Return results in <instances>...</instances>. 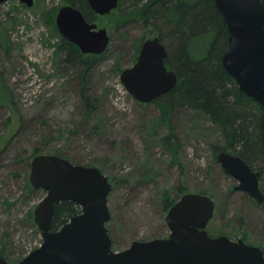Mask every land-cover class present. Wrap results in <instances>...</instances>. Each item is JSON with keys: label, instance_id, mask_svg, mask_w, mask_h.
I'll list each match as a JSON object with an SVG mask.
<instances>
[{"label": "rangeland", "instance_id": "1", "mask_svg": "<svg viewBox=\"0 0 264 264\" xmlns=\"http://www.w3.org/2000/svg\"><path fill=\"white\" fill-rule=\"evenodd\" d=\"M67 5L69 0H34L30 8L19 0L0 4V28L8 29L10 41L8 52L0 46L6 98L0 107V251L4 246L6 261L17 263L41 244L38 228L27 218L45 193L24 191L34 148L42 154L62 150L70 163L96 167L109 178L106 227L113 250L168 236L165 192L175 203L188 193L209 196L215 202L206 229L211 237L240 239L264 250V200L257 203L245 192L234 191L237 182L217 162V155L227 152L214 150L224 145L218 128L201 113H176L173 156L148 127L159 108L137 102L120 82L121 72L137 60L136 44L159 37L156 27L136 18L127 28L112 31L107 52L87 71L88 89L100 104L85 123L77 73L61 63L59 51L63 38L55 18ZM110 19L111 14L101 22ZM158 134H166V128ZM259 188L264 197V177Z\"/></svg>", "mask_w": 264, "mask_h": 264}, {"label": "water", "instance_id": "2", "mask_svg": "<svg viewBox=\"0 0 264 264\" xmlns=\"http://www.w3.org/2000/svg\"><path fill=\"white\" fill-rule=\"evenodd\" d=\"M7 1L0 0V4ZM19 1L29 8L34 3ZM86 1L99 17L118 7V0ZM214 4L228 31L222 67L241 93L264 108V1L214 0ZM55 24L62 38L83 55H101L109 46L107 30L88 22L74 6L61 7ZM166 58L167 49L158 37L142 43L136 62L120 74V82L134 100L150 104L176 86L178 76L166 66ZM261 129L264 147V111ZM217 162L237 182L235 191L263 202L259 171L227 152H220ZM28 181L34 190L45 193L33 210L41 244L14 264H264L260 247L208 234L215 202L207 195L188 193L176 201L165 217L169 231L166 238L133 241L125 249L113 250L106 227L111 184L98 168L41 154L31 159ZM61 202L76 204L80 213L52 231L55 206ZM0 264L10 263L0 257Z\"/></svg>", "mask_w": 264, "mask_h": 264}, {"label": "trees", "instance_id": "3", "mask_svg": "<svg viewBox=\"0 0 264 264\" xmlns=\"http://www.w3.org/2000/svg\"><path fill=\"white\" fill-rule=\"evenodd\" d=\"M69 2L82 12L88 22L97 26L108 16L95 15L86 0ZM111 16L113 19L108 23L101 22L102 28L106 27L109 37L112 31L127 28L136 21V18L144 25L156 27L161 43H167L165 64L178 76L176 86L152 102L159 108L160 114L149 122L151 136L157 135L159 143L175 156L177 137L174 134L172 117L181 110L201 113L218 128L223 137V147L215 146V152H219V149L226 150L240 157L251 169L259 171L263 178L264 147L261 142V118L264 108L241 93L235 81L222 67L221 58L228 45V31L214 0H118V7ZM7 32L8 29L0 28V46L8 52L10 41ZM140 48L141 41L136 44V57ZM59 51L62 54L61 63L65 67H72L77 73L78 91L85 116L83 118L88 124V120L97 113L100 102L88 89L87 71L107 50L97 56L83 55L75 45L62 39ZM3 91L0 74V107L6 103ZM162 128H166V134L159 135L158 131ZM8 141L7 138L4 144ZM5 146H2L1 151ZM47 151L50 155L69 158L62 150ZM42 152L41 149L34 148L29 159L41 155ZM27 167L30 168L28 162ZM24 191L27 195H33L38 191L31 187L26 176ZM169 195L167 192L163 194L165 212L175 204V200ZM32 213L30 209L27 219L34 226ZM79 213L80 208L72 202L57 204L51 230L59 229ZM5 252L3 246L0 257L5 259Z\"/></svg>", "mask_w": 264, "mask_h": 264}, {"label": "flooded vegetation", "instance_id": "4", "mask_svg": "<svg viewBox=\"0 0 264 264\" xmlns=\"http://www.w3.org/2000/svg\"><path fill=\"white\" fill-rule=\"evenodd\" d=\"M253 170V169H252ZM253 171H255V170H253ZM260 178H261V176H260ZM259 181H260V179H259ZM237 185V184H236ZM234 189V188H233ZM234 191H235V189H234ZM261 191V190H260Z\"/></svg>", "mask_w": 264, "mask_h": 264}]
</instances>
